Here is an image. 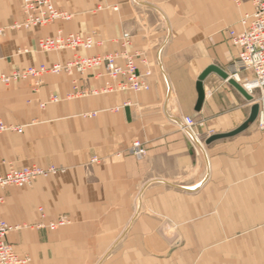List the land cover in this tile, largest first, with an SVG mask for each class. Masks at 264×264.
<instances>
[{
  "label": "crops",
  "instance_id": "obj_1",
  "mask_svg": "<svg viewBox=\"0 0 264 264\" xmlns=\"http://www.w3.org/2000/svg\"><path fill=\"white\" fill-rule=\"evenodd\" d=\"M21 5L0 0V74L70 61L71 49L39 48L59 31L94 34L99 44L85 55L121 51L127 32L128 51L152 74L147 91L73 98L75 85L101 89L113 80L96 68L0 84V120L25 126L0 134V171L33 163L63 169L0 191L1 217L25 225L7 242L29 264H264L259 92L249 100L213 72L196 109L207 67L237 71L230 30L242 31L251 0H56L69 19L11 28L25 18ZM52 96L60 101L50 103ZM185 116L196 120L200 146L182 130ZM136 140L148 149L142 158L130 153ZM60 216L69 224L37 227Z\"/></svg>",
  "mask_w": 264,
  "mask_h": 264
},
{
  "label": "built area",
  "instance_id": "obj_2",
  "mask_svg": "<svg viewBox=\"0 0 264 264\" xmlns=\"http://www.w3.org/2000/svg\"><path fill=\"white\" fill-rule=\"evenodd\" d=\"M22 11L25 16L24 20L15 23L11 28L14 29H32L46 26L57 19H69L71 16L63 11H60L55 6L56 0H21ZM239 3V0H234ZM253 11L247 13L241 19L243 25L242 31L230 30V38L232 43L238 47L239 53L235 63L236 72L230 76L240 75L239 71L244 70L251 72V77L247 76L240 83L245 87V84L250 82L251 94L259 92V100L263 109L259 116L260 128L264 129V0H251ZM3 29H0L2 32ZM131 35L124 33L121 37L123 49L115 53L105 54H82L83 50H89L99 44L94 34L83 35L80 33L64 34L59 31L54 37L42 38L39 41V47L45 52H56L64 49L75 51L73 58L66 63H54L51 66L41 64L38 67H27L18 69L11 74H0V84L10 86L18 81L28 78H41L45 74L85 73L96 69L103 68L105 73L113 80V83L105 85L101 89L80 90L77 85L74 86V91L68 95V98L77 96L99 95L101 93H110L113 91H147L150 89L148 77L151 76L152 70L147 69L141 72L136 62V56L128 51ZM121 61V62H120ZM52 102L59 101V97L52 96ZM96 112L85 116H95ZM197 122L192 116H185L181 124L182 130L191 140L192 144L200 146V137L196 130ZM23 131L22 127L13 124L5 123L0 120V134L6 132ZM132 152L142 158L147 152V147L139 140L133 142ZM97 157L92 158V162L97 163ZM54 165L43 167L33 164L22 168L11 166L6 172L0 171V191L9 187L24 188L30 186L39 177H46L60 172ZM6 201V194L0 193V209ZM45 217V214L42 213ZM69 219L62 216L58 220L49 221L47 224L40 223L39 228L47 227L55 230L59 227L69 224ZM24 224H10L1 217L0 212V264H29L31 259L28 255H20L12 244L7 242L6 238L10 232L20 230Z\"/></svg>",
  "mask_w": 264,
  "mask_h": 264
},
{
  "label": "water",
  "instance_id": "obj_3",
  "mask_svg": "<svg viewBox=\"0 0 264 264\" xmlns=\"http://www.w3.org/2000/svg\"><path fill=\"white\" fill-rule=\"evenodd\" d=\"M217 73L218 75H220L223 79L228 80L234 87H236L247 99L251 100L252 96L249 95L247 93V91L244 89V87L238 83L237 81H235L234 79L229 77V73L222 69L221 67L217 66V65H210L209 67H207L202 74L199 77L198 83H197V89H198V93H199V98H198V102H197V110H200L202 107V104L205 100V91H204V86H203V81L207 78V76L211 73Z\"/></svg>",
  "mask_w": 264,
  "mask_h": 264
},
{
  "label": "rangeland",
  "instance_id": "obj_4",
  "mask_svg": "<svg viewBox=\"0 0 264 264\" xmlns=\"http://www.w3.org/2000/svg\"><path fill=\"white\" fill-rule=\"evenodd\" d=\"M39 48H40V47H39ZM40 49H41V48H40ZM42 51H43V50H42ZM30 78H31V77H30ZM30 78H28V79H30ZM241 78H242V80H243V77H241ZM33 79H35L36 82L38 83L40 78H39V79H37V78H33ZM24 80H26V79H24ZM18 82H19V81H18ZM16 83H17V82H16ZM239 83H240V82H239ZM240 84H241V83H240ZM254 94H255V93H254ZM59 101H60V99H59ZM59 101H56V102H59ZM49 102H50V103H56V102H52V101H51V98H50V101H49ZM44 105H45V103H42V104H41V106H44ZM86 117H87V116H86ZM257 124H258V126L260 127V121H258ZM13 125H15V126H19V127H22L23 130H24V127H25L24 125H16V124H13ZM22 132H23V131H22ZM6 133H12V132H6ZM17 133H18V132H17ZM2 134H5V133H2ZM147 150H148V149H147ZM130 153H131V155H133V156H135L136 158H138V157L132 152V148H130ZM146 154H147V152H146ZM146 154H145V155H146ZM145 155H144V156H145ZM98 162H99V161H98ZM98 162H97V163H98ZM94 163H95V162H94ZM33 164L40 165V164H38V163H33ZM33 164H30V165H33ZM26 166H28V165H26ZM41 166H42V165H41ZM43 167H47V166H43ZM57 168H58V167H57ZM59 169H60V168H59ZM62 171H63V169L60 170V172H62ZM58 173H59V172H58ZM54 175H55V174H54ZM49 176H50V175H49ZM46 177H48V176H46ZM39 178H40V177H39ZM36 180H37V179H36ZM31 185H32V184H31ZM60 217H62V216H60ZM60 217H59V218H60ZM64 217H65V216H64ZM59 218H58V219H59ZM66 218H67V217H66ZM58 219H57V220H58ZM67 219H68V218H67ZM50 221H53V220H50ZM54 221H55V220H54ZM69 221H70V219H69ZM57 229H58V228H57ZM55 230H56V229H55ZM241 263L243 264L244 261L242 260Z\"/></svg>",
  "mask_w": 264,
  "mask_h": 264
},
{
  "label": "bare ground",
  "instance_id": "obj_5",
  "mask_svg": "<svg viewBox=\"0 0 264 264\" xmlns=\"http://www.w3.org/2000/svg\"><path fill=\"white\" fill-rule=\"evenodd\" d=\"M229 77L232 78V79H234V80L237 81L238 83H239L240 80H241L240 75H237V76H234V75H233V76H230V73H229ZM246 84H248V87H244L242 84H241V85L244 87V89L247 91V93H248L249 95L252 96V94H251V92H250L252 85H251L250 82H248V83H246ZM246 84H245V85H246ZM263 117H264V116H263Z\"/></svg>",
  "mask_w": 264,
  "mask_h": 264
}]
</instances>
